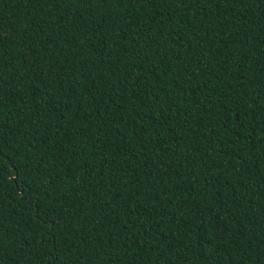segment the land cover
<instances>
[{"label": "trees", "instance_id": "16d2710c", "mask_svg": "<svg viewBox=\"0 0 264 264\" xmlns=\"http://www.w3.org/2000/svg\"><path fill=\"white\" fill-rule=\"evenodd\" d=\"M0 264H264V0H0Z\"/></svg>", "mask_w": 264, "mask_h": 264}]
</instances>
